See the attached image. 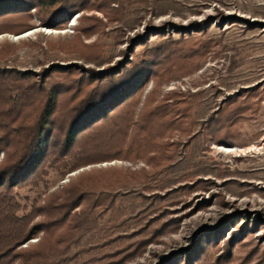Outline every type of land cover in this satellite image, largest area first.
Segmentation results:
<instances>
[{"label": "rangeland", "instance_id": "rangeland-1", "mask_svg": "<svg viewBox=\"0 0 264 264\" xmlns=\"http://www.w3.org/2000/svg\"><path fill=\"white\" fill-rule=\"evenodd\" d=\"M37 1L0 19V69L29 75L42 108L58 95L48 150L80 102L149 73L82 136L90 165L48 164L17 190L50 224L17 254L46 243L63 264H264V0H68L56 27L60 5Z\"/></svg>", "mask_w": 264, "mask_h": 264}, {"label": "trees", "instance_id": "trees-1", "mask_svg": "<svg viewBox=\"0 0 264 264\" xmlns=\"http://www.w3.org/2000/svg\"><path fill=\"white\" fill-rule=\"evenodd\" d=\"M36 1L0 0V19L12 13H23L29 5L36 4ZM66 1L68 0H49L47 3L46 0H39L35 8L59 4L56 14L63 10L64 15L45 22L46 25L56 27L57 20L65 18L70 12L72 5L70 2L68 5ZM132 70L127 71L126 76H121L116 86L106 85V92L103 90L104 93H98L80 102L73 109L70 118L68 116L69 127L62 146L48 150V145L54 137L55 128L52 130L50 126L54 123L52 117L58 108V95L54 89L50 90L46 105L42 108V100L46 95L43 88L38 93L34 84L28 83L29 75L0 69V156L4 155L0 162V264H16L18 261L19 264L65 262L60 255L61 251L48 247L46 243L32 251L17 254L23 244L40 233H48L50 225L34 224V220L43 215V209L33 206L28 213L19 200L17 190L29 185L38 186L46 174L44 169L48 164H58L59 169L63 167L64 174L73 173L91 164L88 159L83 158L84 150L80 149L82 136L86 135L92 126H103L111 120L110 115L117 110L125 111L126 105L130 104L133 96L145 85L149 70ZM125 114H128V109ZM90 118L91 123L89 121L82 124ZM116 154L117 152L112 155L117 156ZM72 203L68 206L77 208L81 204Z\"/></svg>", "mask_w": 264, "mask_h": 264}, {"label": "bare ground", "instance_id": "bare-ground-1", "mask_svg": "<svg viewBox=\"0 0 264 264\" xmlns=\"http://www.w3.org/2000/svg\"><path fill=\"white\" fill-rule=\"evenodd\" d=\"M74 26V25H73ZM34 33H36V32H34ZM33 32H31V33H29V34H26L25 36H23L22 38H26V37H29V36H31V35H33L34 34ZM257 149L256 148H251V149H248V150H245V151H240V152H238L237 150H235V149H222V151H224L226 154H229V155H233V154H238V153H244V154H246V153H251V152H253V151H256Z\"/></svg>", "mask_w": 264, "mask_h": 264}, {"label": "built area", "instance_id": "built-area-1", "mask_svg": "<svg viewBox=\"0 0 264 264\" xmlns=\"http://www.w3.org/2000/svg\"><path fill=\"white\" fill-rule=\"evenodd\" d=\"M74 23H75V22H73V24H74ZM73 24L71 23V24L69 25V27H71V28L74 27L75 25L73 26Z\"/></svg>", "mask_w": 264, "mask_h": 264}]
</instances>
